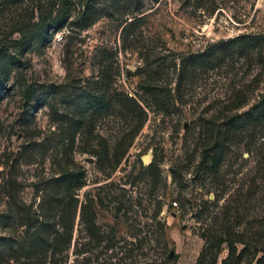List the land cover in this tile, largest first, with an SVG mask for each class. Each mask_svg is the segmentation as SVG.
Masks as SVG:
<instances>
[{
  "label": "rangeland",
  "instance_id": "1",
  "mask_svg": "<svg viewBox=\"0 0 264 264\" xmlns=\"http://www.w3.org/2000/svg\"><path fill=\"white\" fill-rule=\"evenodd\" d=\"M142 2L135 18L82 19L17 55L24 66L0 86V212L14 217L11 195L57 222L54 180L72 172L83 185L64 197V264H198L207 239L227 230L245 264H264V121L226 126L264 95V0ZM35 4L0 12L10 55L21 24L38 22ZM245 35L263 42L188 65ZM215 141L225 155L211 174L200 160ZM9 225L28 243L26 227Z\"/></svg>",
  "mask_w": 264,
  "mask_h": 264
},
{
  "label": "trees",
  "instance_id": "2",
  "mask_svg": "<svg viewBox=\"0 0 264 264\" xmlns=\"http://www.w3.org/2000/svg\"><path fill=\"white\" fill-rule=\"evenodd\" d=\"M20 1L24 0H0V12L4 9L16 6ZM35 2V7L39 8L38 22L32 26L25 27L21 24L20 33L23 36V42L17 44L16 54L10 55L5 44L0 45V86L8 81L13 69L19 71L24 66V62L17 56L21 55L25 50L32 49L37 42L43 43L47 39L49 31L53 30V34L60 32L62 29L69 27L75 23H79L82 19L84 24L91 25L94 21L101 17H124L132 15L137 17L143 11L142 0H30ZM77 3L84 6V12L72 16V4ZM43 4H47L45 7ZM24 40H29L28 43ZM263 42L262 37L251 35L241 36L228 42H221L213 45L206 52L190 59L189 64L202 65L220 55H228V53L243 47L255 48ZM23 44V45H22ZM182 78V74H181ZM151 89V87H150ZM153 89V88H152ZM154 90V89H153ZM105 97H96L93 99L95 105L105 103ZM264 121V95L249 111L241 116H236L227 122L230 131H239L248 128L250 125ZM76 129L84 126V120H75ZM225 143L218 141L213 142V146L205 147L201 154L200 167L207 173H215L219 170L223 163L225 155ZM82 176H78L72 172H64L57 177L55 187L65 197L71 188H79L83 185ZM9 203L16 202L15 215L5 216L0 212V264H64L62 258L66 252L63 244L67 240L69 233V208L68 204L63 205L64 197L57 200L56 205L59 207L58 221L52 220V213L46 211L44 215L33 214L29 207L22 202L16 201L11 196ZM55 216V215H54ZM16 224L18 227H26L28 243L24 238L21 241L11 236V225ZM11 228L10 232L9 229ZM5 231L9 234H4ZM213 234L207 239L198 264H245L243 258V250L239 254L235 251L237 244L243 245V242L237 240L240 235L227 230L226 233ZM62 239L64 241H62ZM227 244L228 254L225 259L220 260L223 245ZM50 254V257H49ZM251 264V263H246Z\"/></svg>",
  "mask_w": 264,
  "mask_h": 264
},
{
  "label": "water",
  "instance_id": "3",
  "mask_svg": "<svg viewBox=\"0 0 264 264\" xmlns=\"http://www.w3.org/2000/svg\"><path fill=\"white\" fill-rule=\"evenodd\" d=\"M150 158H151L150 154L144 156V157L142 158V163H143L144 165L149 164ZM174 255H175V252L172 251V252L170 253L169 257H168V260H171V259L174 257Z\"/></svg>",
  "mask_w": 264,
  "mask_h": 264
}]
</instances>
